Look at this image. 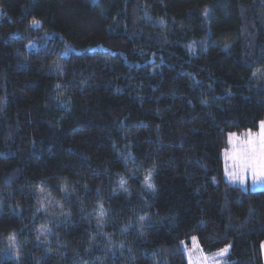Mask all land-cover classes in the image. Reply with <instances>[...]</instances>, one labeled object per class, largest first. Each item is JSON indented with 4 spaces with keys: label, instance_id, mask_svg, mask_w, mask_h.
I'll return each instance as SVG.
<instances>
[{
    "label": "trees",
    "instance_id": "1",
    "mask_svg": "<svg viewBox=\"0 0 264 264\" xmlns=\"http://www.w3.org/2000/svg\"><path fill=\"white\" fill-rule=\"evenodd\" d=\"M263 119L264 0H0V264H264Z\"/></svg>",
    "mask_w": 264,
    "mask_h": 264
},
{
    "label": "rangeland",
    "instance_id": "2",
    "mask_svg": "<svg viewBox=\"0 0 264 264\" xmlns=\"http://www.w3.org/2000/svg\"><path fill=\"white\" fill-rule=\"evenodd\" d=\"M225 153L231 159L227 167L230 182L237 183L244 190H264V119L257 131L244 132L238 135V139L231 141L228 138L227 146L222 153L226 163ZM42 205L43 209L50 213L49 206L53 207L54 203L45 198ZM17 248L14 240L10 239L5 256L16 258ZM261 248L264 262V243ZM229 250V247H225L214 253H205L196 237L191 238L188 245L183 244L187 264H231L228 261Z\"/></svg>",
    "mask_w": 264,
    "mask_h": 264
},
{
    "label": "crops",
    "instance_id": "3",
    "mask_svg": "<svg viewBox=\"0 0 264 264\" xmlns=\"http://www.w3.org/2000/svg\"><path fill=\"white\" fill-rule=\"evenodd\" d=\"M232 139H238V136H237V135H231V136L229 137V141H231ZM225 159H226V163H225V160H224V172H225V178H226V180H227L229 183L233 184V185L240 186V185H238L237 183H232V182H230V181L228 180V176H227V167L230 165V163H231V159L228 157L227 153H225ZM240 187H241V186H240ZM241 188H242V187H241Z\"/></svg>",
    "mask_w": 264,
    "mask_h": 264
}]
</instances>
